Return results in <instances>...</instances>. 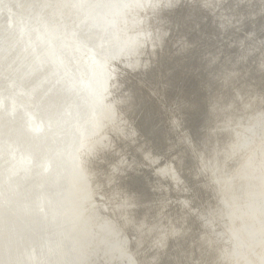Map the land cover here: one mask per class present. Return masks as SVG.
<instances>
[{
  "label": "rangeland",
  "instance_id": "1",
  "mask_svg": "<svg viewBox=\"0 0 264 264\" xmlns=\"http://www.w3.org/2000/svg\"><path fill=\"white\" fill-rule=\"evenodd\" d=\"M4 1L3 0L0 1V3H2V2L4 3L3 6H0V17H2V18H0V26H3L0 28V30H1L0 31V37H1L0 40L1 41L4 38L5 39L9 38L10 35L11 36L14 35V27L17 24H19V21H20L19 19H21V21H22L20 23H27L28 26L30 24H32V25L34 24L32 26V28L37 29L38 28L37 25L41 26L43 24V22L46 24V22L48 21L47 23H49V24L48 25L46 24V25L48 27H50L51 24L54 25L55 23L57 24L58 22H60V21L62 22L63 20L65 21L69 18L68 20H70V22L69 21H65V22L63 21L62 24H64L66 26V24L68 23L67 26L68 25L70 26V23H71L70 27L64 26L65 28H67L65 30H66V32H71L72 39L78 38V39H75L74 41L76 43H78V45H81V46H78L79 50H80V48H81V51L83 48L84 49L81 53H75V55L73 54L74 56L71 55L69 57L70 59L68 58V61H70V63L69 62H68L69 64L67 63L69 65V66L67 65V69L71 66V68H69L70 70L68 69V71H72L71 73L72 74L75 73L73 75L76 76L77 75L76 73L77 72L79 73L80 71L76 67L77 65H75V63L78 61V58H80V56H81L80 54H82V53L84 54V53L89 51V53H87V55L89 57L91 55H93V56H91L92 59L94 58L93 60L97 61L103 67L105 66L107 68L108 76H110V78L107 77L106 81L109 78V83L113 82V79H111V75H112V73H114L113 78L117 82V85L120 86V83H122L117 92L112 93L108 87L106 90L107 92L105 91L104 95H103V97H104L103 103L100 102L101 104H99L95 108L88 109L87 108L88 105L84 104L83 100L80 102L81 107H77V108H73L72 102L69 99H59L60 103H58V101L56 102L57 107H59L60 105L63 107L61 112L66 113V114L64 113L63 117L68 118V120L70 118L68 132H69V134H71L75 138V142L73 143L75 151L77 153L80 152L79 158H80V154L82 156H84V157H82V161L85 158L87 159L84 166L82 167V165H81L80 169L83 171V175H82V171H81L82 177L85 175L86 177H83V178H86L87 180L89 179L88 180V187H91L92 189L90 188V190L87 191L88 195H86V198L83 199V201L81 202L82 207L87 202H90V201H93V203L97 202V204L100 203L99 205L102 204L103 206H106V208H108L111 211V214H110L111 220L114 221L117 225H122V227L127 224L126 222L121 221V213L127 211L125 208H127V207L130 208L131 206L135 207L136 209L138 208L139 209L138 212H139L140 216L137 215L138 213H134L136 215L129 214V215H126L124 217V219L125 218H127V219L132 218L131 216L140 217V219L138 221H135V222L137 223L138 227L141 229L142 232H146L149 235L155 230V233L151 237V240L149 242H156L157 243V241L159 240V238L162 235L166 234L167 232H171V231H175V232H179V233H185V234L189 233V231H190V233H193V234H192V236L189 235L188 237L191 236L190 238H193L196 240V232H195V229L193 227V224H194V222L196 223V221H199V220L203 224L204 223L207 224L206 227L210 228L212 234L219 236V237H216V239L220 240L222 238V231L217 229L218 228L217 225L214 224V222H212L209 218L206 219L205 216L200 213V211L205 210L207 200H208V206L212 203V200L214 201V198L212 196V188L215 191V188H216V186H215V181H216L215 169L217 166L222 165V164L217 163V161H219V159L214 160V158H213V159L206 160L207 161V162L205 161L207 163L206 168L208 169V166L210 167V169H209L210 174H209V172L206 171L205 166L203 167V164L200 161L198 162V159H197V155L199 153L198 149L194 148L195 155L193 154L192 160L186 159V154L192 152V148L190 146L193 145L194 139L190 140V138L192 139L193 133L196 132L197 130H199L200 128L205 127V124H206V126H208V121H210V120H212V122H215V123H212L213 126H217L220 128L222 123H224L226 120H230L229 119L230 117L235 118L238 115H241L242 117H248L251 114H254L252 112H249L251 110H257L256 112L259 113L258 115L261 117V119L262 120L264 119V110H263V108H264V0H243L244 2H243L242 7H244V8L237 7L238 9L235 7V6H237L236 2L234 3L235 0L234 1L233 0H224L223 1L224 24H223L222 28L220 27L218 29L213 30V36L211 39L208 38V26H205L203 28L201 27V25L199 23V16H196L192 20V22H188L189 13L187 11V7L189 5H192L194 7H197L198 5L204 6V11H207V8L209 7L208 0H195V1L194 0H177V2L174 1L173 4H169L168 2H164L162 4V6H158V9L164 10V12L162 14H157L156 8L154 6H150V4H147L146 6L149 7V11H147V7L145 5L144 6L146 7V9L143 6L140 7V9H143V10L145 9V12L142 16L138 17L139 21L134 23L135 26L137 27V25H138L139 28L133 27V23H132V27H131L137 33L141 31L142 35L133 39V41H132V39L131 40L129 39V41L127 43L124 42L125 39L123 36H125V35L131 36L133 31L131 32L129 30V26L125 20L124 21L120 20L119 22L118 21L116 22L114 33L106 32L108 35L106 33H104L103 34L104 37H103V35H100L98 37L97 36L87 37L88 34H86L85 32H83L82 30H80L76 27V22H77L76 18H78V15L76 13L75 14L73 13L74 15H72L71 13L67 14V10H68L67 8L61 10V8H60L61 6L57 0H53L54 2H51L52 0L51 1L44 0L45 2H43V0H39V1L34 0L35 2H32L33 0H31L32 3L29 0H25V1H27L26 3L23 2L24 0H17V1L6 0L8 2H6V1L4 2ZM168 1L172 2V0H168ZM17 2H19V3H17ZM38 2L40 4H37ZM50 2L52 3V7H51ZM10 3H11V5H10ZM43 3L45 4V6ZM7 4L9 6H7ZM22 4H23V6H22ZM32 4L33 5L36 4L35 5L36 8L31 6ZM20 5H21V8H20ZM46 6H48V8ZM22 8H24L25 10ZM51 8H53V9H51ZM7 9H9V10H7ZM11 9H12V11H10ZM29 9L33 10V13ZM56 9H58L59 11ZM249 9H251V11H249ZM22 10H24L26 13L24 11L20 12ZM136 10H137V8H136ZM136 10L134 9V11L130 14H134V12ZM173 10H176L173 18H171L169 16L164 17L166 13L173 11ZM6 11H8V12H6ZM38 11H40L41 14H39ZM34 12H36L37 14ZM147 12H149V14L147 15V17H145L144 15ZM24 13L26 16L24 15ZM28 13H29V17L31 16L30 18H28ZM56 13L57 14L59 13V15H57ZM180 13H185V15L187 14V18H185L186 20L184 19V21L182 23H180L182 20V18L179 17ZM44 14H45V16H44ZM3 15H5V16H3ZM33 15H34V17H33ZM38 15L41 17H43V16L44 17L40 18ZM55 15H57L56 17H58V18H56ZM23 16H24V18H23ZM35 16L37 17V19ZM62 16L67 17V18L62 19L63 18ZM68 16H70V17L73 16V17L70 18ZM8 17H10V18H8ZM12 19H13V21H12ZM16 19H18L19 21ZM28 19L30 22L28 21ZM32 19H33V21H32ZM52 19H54L55 22H52V21H54ZM25 20L28 22H26ZM5 21L11 22V26H10L11 28H6L7 22H5ZM32 22H34V23H32ZM140 22H141V24H140ZM122 25L124 27L123 29H126L123 33H121L122 30L121 31L119 30L120 26H122ZM141 25L142 26L146 25V29H144L146 32L145 34H143L144 31L142 30ZM185 25L187 26V30H185L186 29ZM72 26L74 27V29L69 30L68 28L72 29L73 28ZM4 27H5V29H4ZM174 27H176V29H177L176 32H173ZM185 31L187 33H185ZM72 32H74V33H72ZM149 32H153V34H151ZM2 33H4V34H2ZM5 34H6V36H5ZM146 35H149L148 37H152V35H155L156 40H151V38L148 39V37ZM180 35H181V38H178ZM76 36H78V37H76ZM143 36H144V39L146 41L143 40ZM185 37H187V38H185ZM97 38H98V40H97ZM186 40H187V42H186ZM144 41H145V43H144ZM96 42L97 43L99 42V43L97 44ZM103 42H105L106 44ZM141 44L142 45L146 44V45L142 46ZM74 45L77 46V44H74ZM88 45L91 46L92 48L89 47ZM108 45H110V46H108ZM95 46H97V47H95ZM121 49H122V51H121L122 54H128V55H126L127 58L133 57L132 58L133 63L136 60L135 61V64H137L136 67H135V64L134 65L133 64L128 65L129 61L128 62L124 61L123 64H119L120 61H116L117 62L116 64H115V62H113L114 58L117 59L116 55L120 52ZM39 50H41V49H38V52H39ZM84 50H85V52H84ZM93 52H94V54H93ZM132 54H135V55H132ZM12 55H13V53L7 58L8 61L12 60V64L10 65V67L8 69H6L4 71V74L0 78L1 79L0 80V83H1L0 98L3 97L2 100H4L5 97L8 98L11 95V93L13 94L18 89V88H15V87H17L16 81L15 82H13V81L19 77L18 72L21 69L20 68L21 66H19V65H22L25 62L29 63V60H30V57H26V59L23 58V61L24 60H26V61H24L22 63L21 60L19 61L20 57H12ZM95 56H96V59H95ZM75 57H78V58H75ZM72 58H73V60H72ZM97 58L99 61L97 60ZM27 59H28V61H27ZM73 61H74V63H73ZM16 63H18V64H16ZM11 66H12V68H11ZM17 66L19 69H17ZM132 66L135 68H132ZM258 66L259 67L263 66V68H258ZM110 68H112V70ZM154 68H155L154 73L148 74ZM73 69H76V70H73ZM114 69H115V71H114ZM135 69L142 71L143 74H140L137 76L130 75ZM14 70H17V71L14 72ZM10 71H12V72H10ZM5 72H7L8 74ZM13 72H14V74H12ZM85 72L86 71L81 72V74L84 73V75H83L84 77L87 76V75H85V74H87ZM120 76H123V79L119 81V79L122 78ZM5 77H8V78H5ZM124 77L126 78V80ZM138 77L140 79L139 80L140 82L138 81ZM8 79L11 80V83ZM5 80H7V81H5ZM158 80H160V82ZM32 81L35 82V79L32 78V80H31V83L33 84L34 82H32ZM145 81H147L148 83ZM7 82H8V84H7ZM22 82H24L22 85L24 89L26 86H27L26 89H29L32 86L29 79L26 82L27 85L25 84V81H22ZM149 82L152 84H150ZM30 84H31V86H30ZM142 84H144V85H142ZM5 85H7V86L9 85L11 88L9 86L7 87ZM17 85H18V83H17ZM48 85H46L47 87L45 86L46 88L44 87L45 90L42 89L43 92L44 91L47 92L48 88L50 87V84H48ZM138 86H140V87L142 86V87L140 88ZM157 86L159 87L158 90H157ZM129 87H130V89H129ZM146 87H148V88L146 89ZM149 87H150L151 91H150ZM123 90L125 93L123 92ZM141 90H143V91H141ZM42 91L35 97L37 100H35V98H34L33 100L29 101V104H27L28 108L26 106L27 110L30 111L31 108L34 111L37 110L39 107L37 105L39 103L38 100L40 97H41L40 101L42 103H44V101L48 99L46 96L47 93L46 92L43 93ZM131 91L133 93H131ZM136 91H138V92H136ZM152 91H154V92H152ZM2 92H3V94H2ZM145 92H147L148 94L149 93L151 94V92H152V93H154V95L153 94L148 95ZM157 92H158V94H157ZM45 93H46V95H45ZM159 93L161 95H159ZM39 95H40V97H39ZM124 95L127 96L129 99L125 98ZM14 96H17V94L15 93ZM146 96L148 98H151V100L148 99ZM43 97L45 98V100L43 99ZM48 97H49V94H48ZM107 97L109 98V101H108ZM115 97L117 99H115ZM9 99H10V101L13 100V102L15 100V98L12 96H10ZM79 99H81V97ZM112 99H114V100H112ZM141 99L144 102L141 103V101H142ZM166 99H168V100H166ZM115 100H117V101H115ZM177 100L180 101L181 104L178 103ZM31 101H32V103H30ZM156 101L158 104L156 103ZM160 102L161 103L163 102L161 104L162 108L160 106ZM15 103L17 104V101ZM67 103H68V105L66 106ZM108 104H109V106H108ZM165 104H167V105H165ZM177 104L180 105V107L177 106ZM64 105H65V107H64ZM105 105H107V106L105 107ZM154 105L155 106L157 105V106L154 107ZM4 106L6 107V105H4ZM34 106H35V108H34ZM100 107H102V108H100ZM159 107H160V109H159ZM174 107H175V109H174ZM224 107H226L227 109H225ZM106 108H108V109H106ZM140 108H141V110H140ZM153 108H155V110ZM71 109H72V111H71ZM101 109H102V111H101ZM109 109L111 110L110 112H109ZM150 109H151V111H150ZM160 110H161V112H160ZM162 110H163V112H162ZM208 110L210 112H208ZM226 110H227V112H226ZM88 113H89V115H88ZM206 113H208V114L210 113L212 115L214 113V115H213V117L210 114L209 115L207 114L205 116L204 114H206ZM68 114H69V116H68ZM81 114H83V115L81 116ZM95 114L98 117H96ZM99 114H100V116H99ZM86 115H88V116H86ZM103 115H105V117ZM154 115H156V117H154ZM107 116H109V117L107 118ZM158 116L160 119L158 118ZM38 117H40V119H38ZM41 117H42L41 115L37 116V119L42 120L43 117L42 118ZM203 117H205V118H203ZM209 117H210V119H209ZM99 118H101V119H99ZM104 118H105V120H104ZM176 118H178V119H176ZM103 120H104V122H103ZM171 120H174V121H171ZM203 120L205 121V123ZM101 121L103 123H101ZM131 121H133V122H131ZM77 122H78V124H77ZM134 122H136V123H134ZM89 123L90 124L92 123V124L90 125ZM193 123H194V125H193ZM171 124L173 126L172 129H171ZM197 124H198V126H197ZM202 124H204V125L202 126ZM193 126H194V128H193ZM99 127L102 129L100 130ZM103 127H105V128H103ZM155 127L157 128V130ZM179 127H180V129H178ZM197 127H198V129H197ZM189 128L191 131L189 130ZM214 128L216 129V127H214ZM166 129H168V130H166ZM125 130H126V132H125ZM192 130H194V131L192 132ZM102 131H104V133ZM162 131L164 134L161 133ZM185 131H187V132H185ZM79 132L82 134L80 135ZM133 132L135 135L132 134ZM140 132H141V134H140ZM188 132L190 135L188 134ZM126 133H127V135H125V137H123L124 134H126ZM104 134H105V136H104ZM116 134H117V136H116ZM172 134H175V135H173L174 139H172V137H171ZM257 134H259V133H257ZM181 135H183V136H181ZM241 135H242V140H241L240 145L242 146V144H243L241 149L244 150V148L247 149L248 146L250 147L252 145L253 140L249 136H246L245 133H241ZM85 136H86V138H85ZM95 136H97V137L95 138ZM150 136H151V138H150ZM178 136H180V137H178ZM127 137H129V138H127ZM130 137H134L135 140L130 138ZM160 137H161V139H160ZM187 137H188V140H186ZM221 137L219 138V140L221 139L223 141L224 140L223 136H221ZM79 138H80V140H79ZM165 138H166V140H165ZM167 138H171V139L168 140ZM99 139H100V141H99ZM119 140H122V141L119 142ZM163 140H164V145H165L164 148H162L163 147V142H162ZM174 140L175 141L178 140V141H176V143H178V144L172 143V142H175ZM76 141H78V142H76ZM123 141H125V142H123ZM165 141H167V142H165ZM181 141H182V144H181ZM188 141H190V144ZM245 141L247 143H245ZM97 142L99 143V148H98L99 151L95 152L96 148H93L95 145L93 143H97ZM106 142H108V143H106ZM144 142L148 143L150 146L146 147L148 144L145 145L146 143L144 144ZM157 142H159V144H157ZM179 144H180V146H179ZM181 145H182V147H181ZM103 146H106V147L108 146V148L103 147ZM141 146L143 147V149H146V150H143ZM171 146H173V148H171ZM187 147L188 148L190 147L191 149L190 148L188 149ZM134 149H136V151ZM184 149H186V150H184ZM88 151L91 153H88ZM148 151H150L152 153L150 154V152H148ZM254 151H255V149H254ZM123 152H125V153H123ZM183 152H184V154L182 155ZM123 155H124V157H123ZM208 155H209V153H208ZM156 156H157V158H156ZM161 156L163 157V161H162ZM23 157H24V159L28 158L27 156H23ZM127 160H128V162H127ZM151 160L152 161L154 160V161L152 162ZM200 160L204 161V159H202V157ZM155 161H156V163H154ZM245 161L246 162L242 165L243 167L240 168V173L237 174V181L240 183L241 181L246 182V180L247 181H253V180L262 178L263 183H264V148L260 149V150L256 149V152H253L251 158H250V156H248L245 159ZM144 162H146V163H144ZM148 162H149V164H148ZM128 163H130V164H128ZM131 163H133V164L131 165ZM157 163H158V165H157ZM0 164H2V165H0V171L2 172V167H3L2 159H0ZM81 164H82V162H81ZM134 164L136 165L135 167H134ZM147 164H148V166H147ZM150 164H151V167L149 168ZM139 165L141 167L143 165H146V166H143L141 168ZM197 165H199V166H197ZM119 166H120V168H119ZM122 166H123V168H122ZM125 166L127 169L125 168ZM136 167H138L139 169ZM176 167H177V169H176ZM188 167H190V168H188ZM153 168L157 172H155V170ZM172 169H174V170H172ZM134 170H136V171H134ZM162 170H166V171L162 172ZM195 172H197V174H201L202 179L203 178L204 179H206V178L210 179V181H208V182H209L210 186H212V187L208 188L209 189L208 191L207 190L202 191L200 188H198L199 186L195 184V182H196L195 179L197 178L195 176L196 175ZM154 173H156V175ZM210 175H211V177H210ZM157 176H158V178H157ZM177 178L180 181L176 180ZM162 179H163V181H162ZM169 179L171 180V182H169L170 181ZM197 182H198V178H197ZM167 183H169V187H168ZM187 183H188V185H187ZM28 184L31 185L32 182L28 183ZM176 184H177V186H176ZM2 185L5 186L6 184L5 185L2 184ZM104 185H106V186H104ZM190 185H192V186L190 187ZM62 186H63V184L61 186H58V187H51V188H49V191L51 193L56 192V191H58L57 189H61ZM18 187H21L20 184H18L15 187V189ZM27 187H30V186L28 185ZM195 187H197V188H195ZM96 188L99 190V192L97 191ZM11 189H13V187H11L10 189L8 188L9 193L10 192L12 193ZM94 189H96V190H94ZM151 189H153V190H151ZM157 189L159 192L157 191ZM175 189L177 190V192H175L176 191ZM199 190H201V191H199ZM171 191H173L172 194H171ZM191 191H193V193ZM38 192H36V194H29L30 195L29 197L31 199H32V197L34 198V196H36L38 194ZM91 192H92V194H91ZM184 192H186V193H184ZM173 193H177V194L180 193L179 194L180 197H179V195L173 194ZM245 194L246 193H243V199H242L243 201H247L249 198V196L248 195L245 196ZM98 195H99V197H98ZM263 196H264V191H263ZM12 197H13V194H12ZM173 197H174V200L176 202H174ZM30 198L25 197V198H23V200H24V202H26L27 199L31 200ZM169 200H170V203H169ZM210 201H211V203H210ZM16 202H17L16 199H14L12 202H10V204L5 202V201L3 203H4L5 207H9L10 213H12L13 215H21V209H20V207H18L16 205ZM30 203L31 204H29V206H25V208H23V210H22V212L24 213V217H26L23 219H25V220L28 219L29 221H30V219L28 217L33 213V208L30 210V207H31L30 205H32L34 203V201H32ZM123 206L125 208H122ZM203 207H204V209H203ZM132 209H134V208H132ZM136 209H134V210H136ZM158 210H160V211H158ZM184 210H185V212H184ZM198 210H199V212H198ZM188 211H189V213H188ZM42 212H44L46 215L45 220H48L49 216L47 214V211L43 210ZM155 212L156 213L158 212L156 214V216H154ZM181 212H182V214H180ZM185 213L188 214L187 218L193 217V219H195V217L197 215V218L195 221L193 219H190L189 221H184V224H186V222H187L186 225H188L187 226L188 228L186 227V225L182 224V222H183L182 217ZM191 214H194V215L191 216ZM176 215H178V216H176ZM229 215H230L229 212L224 214V216H225V217L223 216L224 220H227L228 218H226V217H229ZM208 216H209V212H208ZM152 217H153V219H152ZM199 218H201V219H199ZM108 219H109V217H108ZM145 220H146V224H145ZM117 221H119V222H117ZM203 221H205V222H203ZM1 222L2 221L0 220V223ZM49 223H50V225H48ZM49 223H47L45 225L46 227H44L42 229V232H41V233H43L42 236L38 235L39 237L38 236L32 237V236H30V234H26L25 238H23V240L25 242L23 241V245H19L21 248L17 247L15 250H13V252H15V254L13 253V255H12L13 264H16V262L18 261V259L21 256L24 258V257L28 256L26 254H29L32 256L33 253H34L33 256H35L36 258H39L38 256L40 255L41 259L40 260L37 259L39 261L38 264H44V263L48 264V261H49V264H53V262L55 263V261L57 260V254L51 253V256H50L49 251L54 249V247L51 248V246L56 241L61 242L63 240L62 244L60 243L61 246H63V245L66 247L68 246L67 239H69V238L67 235H65V233H63L64 230H66V228L68 227V222L63 220L59 223H54V222H53V224H52V222H49ZM189 223H191V224H189ZM62 224L65 226L64 229H63L64 226ZM66 224H67V226H66ZM154 224H156V225H154ZM156 226H158V227L155 229ZM210 226H212V227H210ZM58 227H59L60 233L58 231ZM124 227L126 228V226H124ZM182 227H183V229H182ZM1 229L3 230V226L1 227ZM49 229H51V231ZM186 229H187V231H183ZM13 230H16V227H14ZM93 230H94V233H95L94 236H95L97 234V232H99V231L97 228H95ZM215 233H217V234H215ZM125 234H127V231ZM9 235L11 236L12 241H13V239L19 240L16 237L17 234H14L15 237H13L11 235V233L9 232ZM59 235L62 238L58 237ZM48 236H49V238H48ZM257 236L259 237V235H257ZM257 236L255 235L253 237L254 239H251V240H253V243H257L260 241V238H258ZM127 237H129L130 242L132 241L133 243H135L138 239V233H137V231L132 230V232L128 233ZM35 238H38V239H35ZM53 238H54V240H53ZM59 238H61V241ZM225 240L228 241V239H225ZM254 240H256V241H254ZM39 241H40V243L37 244V242H39ZM49 241H52V243ZM65 241H66V243H65ZM129 241L127 240V242H129ZM163 241H164V239L159 241L158 245L155 243V244H153V246L157 245L160 248V250H162L161 244ZM114 242L116 244L113 243V247H116L120 243V240H119V242H118V240H115ZM196 242H197V240H196ZM50 243H51V246L48 247ZM180 244H181L182 248H184L185 251H187L191 248V244L188 245L186 242H184V240ZM86 245H87V243H84L83 246H86ZM37 246H39V247H37ZM17 249H22V250H17ZM44 249H46V250H44ZM134 249H136V248H134ZM25 251H26V253H25ZM30 251H32V252H30ZM240 251L241 250L237 249V253H239ZM140 252H141V250L138 249V254H136V256H135L136 262L139 261ZM37 254H39V255H37ZM53 254H55V255H53ZM106 255L111 256V257H108V259H107V257H105ZM100 256L98 257V258H100L99 261H101L103 264H111V263L112 264H116V263L117 264H120V263L121 264H131V261H132L131 256H129V254H127V255L122 254V256H121V253H120V256L121 257L124 256L123 258H126V259H123V258L119 259V261H117L116 263H115V261L118 260L119 256H115L116 257L115 258L114 256L110 255V253H101ZM125 256H128V257H125ZM22 257L20 258V262H21ZM55 257H56V259H55ZM106 260H108V261H106ZM121 260L123 262H121ZM150 264H153V263H150Z\"/></svg>",
  "mask_w": 264,
  "mask_h": 264
},
{
  "label": "bare ground",
  "instance_id": "2",
  "mask_svg": "<svg viewBox=\"0 0 264 264\" xmlns=\"http://www.w3.org/2000/svg\"><path fill=\"white\" fill-rule=\"evenodd\" d=\"M1 1V0H0ZM4 1V0H3ZM6 1V0H5ZM4 1V2H5ZM17 1V0H15ZM31 2V0H29ZM39 1V0H38ZM51 1V0H49ZM58 1V0H57ZM114 2V0H112ZM115 1H120V0H115ZM125 1V0H124ZM148 0H131L128 1L127 4V10H125V12H123L122 17L120 18L121 21H126L128 26H129V30L132 32L131 36H123L124 37V42H128L129 39L133 41V39L141 36V31L140 32H135V30H133L132 27V23H133V27H136L134 23L138 22V17L142 16L145 12V9L147 7V11H149V7L146 6ZM175 2H177V0H172V2L168 1V0H152L150 4V6H154L157 10V14H162L164 12V10L158 9V6H162V4L164 2H168L169 4H173ZM195 1V0H194ZM8 2V1H6ZM11 2V1H10ZM24 3H26L27 1H23ZM32 2H35L34 0ZM31 2V3H32ZM43 2H45L43 0ZM51 2H54L53 0ZM51 7H52V3ZM127 2V1H126ZM13 3V2H12ZM15 3V2H14ZM19 3V2H17ZM23 3V4H24ZM58 3V2H57ZM56 3V4H57ZM137 3V10L134 12V14H130L134 11V8L132 7L131 4H136ZM235 3V2H234ZM2 4V5H1ZM22 4V6H23ZM30 4V3H29ZM37 4H40L39 2ZM44 4V3H43ZM42 4V5H43ZM142 4H145V9H140V7H142ZM4 3H0V6H3ZM11 5V3H10ZM16 5V4H15ZM18 5V4H17ZM36 4H32L31 6L35 7ZM195 5V4H194ZM7 6H9L7 4ZM6 6V7H7ZM19 6V5H18ZM40 6V5H39ZM45 6V4H44ZM59 6V5H58ZM5 7V6H4ZM3 7V8H4ZM12 7V6H11ZM17 7V6H16ZM15 7V8H16ZM38 7V6H37ZM48 8V6H46ZM57 7V6H56ZM237 8V6H235ZM8 8V7H7ZM21 8V5H20ZM36 8V7H35ZM39 8V7H38ZM37 8V9H38ZM43 8V7H42ZM41 8V9H42ZM45 8V7H44ZM46 8V9H47ZM61 8V7H60ZM59 8V9H60ZM91 8V7H90ZM224 8V7H223ZM229 8V7H228ZM227 8V9H228ZM18 9V8H17ZM24 9V8H22ZM40 9V8H39ZM45 9V10H46ZM53 9V8H51ZM107 11H109V8L107 7ZM238 9V8H237ZM6 10V9H5ZM9 10V9H7ZM20 10V9H19ZM25 10V9H24ZM24 10L20 11L23 12ZM30 10V9H29ZM36 10V9H35ZM49 10V9H48ZM55 10V9H54ZM58 10V9H56ZM62 10V9H61ZM90 10V9H89ZM4 11V10H3ZM2 11V12H3ZM12 11V9L10 10ZM9 11V12H10ZM33 13V10H30ZM47 11V10H46ZM59 11V10H58ZM64 11V10H63ZM66 11V10H65ZM105 11V12H107ZM190 11H193V9H190ZM208 11V8H207ZM249 11H251V9H249ZM248 11V12H249ZM8 12V11H6ZM25 12V11H24ZM28 12V11H27ZM39 14L40 11H38ZM88 12V11H85ZM236 12V11H235ZM12 13V12H11ZM26 13V12H25ZM24 13V15H25ZM36 13V12H34ZM49 13V12H48ZM71 13L72 15H74L72 12H69L67 10V14ZM7 14V13H6ZM9 14V13H8ZM13 14V13H12ZM21 14V13H20ZM31 14V13H30ZM37 14V13H36ZM57 14V13H56ZM149 14V12H147L144 16L147 17V15ZM230 14V13H229ZM14 15V14H13ZM12 15V16H13ZM35 15V14H34ZM33 15V17H34ZM49 15V14H48ZM51 15V14H50ZM59 15V13L57 14ZM55 15V17L57 16ZM62 15V14H61ZM65 15V14H64ZM5 16V15H3ZM20 16V15H19ZM26 16V15H25ZM39 16V15H38ZM45 16V14H44ZM43 16V17H44ZM47 16V15H46ZM52 16V15H51ZM67 16V15H66ZM229 16V15H228ZM11 17V16H10ZM8 17V18H10ZM18 17V16H17ZM31 17V16H30ZM29 17V13H28V18ZM36 17V16H35ZM40 18H43L41 16H39ZM48 17V16H47ZM50 17V16H49ZM63 17V16H62ZM70 17V16H68ZM73 16H71L70 18H72ZM179 17L182 18L181 22L182 23L184 21L185 18H187V14L185 15V13H180ZM2 18V17H0ZM5 18V17H4ZM13 18V17H12ZM19 18V17H18ZM22 18V17H21ZM24 18V16H23ZM58 18V17H56ZM61 18V17H60ZM59 18V19H60ZM67 17H63L62 19H65ZM75 18V17H74ZM7 19V18H6ZM15 19V18H14ZM37 19V17H36ZM45 19V18H44ZM43 19V20H44ZM61 19V20H62ZM69 19V18H68ZM65 20V21H69L70 20ZM77 19V18H76ZM82 19H84L82 17ZM203 17L200 16L199 17V23L201 21H203ZM10 20V19H9ZM18 20V19H16ZM20 20V21H19ZM19 25L18 27H24L25 25H28L26 23H20L22 22L21 19H19ZM23 20V19H22ZM54 20V19H52ZM186 20V19H185ZM13 21V19H12ZM26 21V20H25ZM29 21V19H28ZM26 21V22H28ZM33 21V19H32ZM37 21V20H36ZM64 21V20H63ZM62 21V22H63ZM64 21V22H65ZM74 21V20H73ZM7 22V21H5ZM30 22V21H29ZM48 22V21H47ZM46 24L48 25L49 23ZM52 22H55L52 21ZM62 22H58V23H62ZM119 22V21H118ZM125 22V23H126ZM144 22V21H143ZM142 22V23H143ZM224 22V20H223ZM3 23V22H2ZM8 23V22H7ZM16 23V22H15ZM34 23V22H32ZM57 23V24H58ZM67 23V22H66ZM123 23V22H122ZM179 23V24H180ZM187 23V22H186ZM198 23V22H197ZM5 24V23H4ZM37 24V23H36ZM35 24V25H36ZM43 24H45L43 22ZM57 24L55 23L54 25L51 24V28L54 29ZM68 24V23H67ZM66 24V26H67ZM120 24V23H119ZM141 24V22H140ZM144 24V23H143ZM142 24V25H143ZM31 27L34 25L30 24ZM73 25V24H72ZM118 25V24H117ZM126 25V24H125ZM137 25V24H136ZM141 25V26H142ZM39 27V25H37ZM63 26H65L63 24ZM65 26V27H66ZM69 26V25H68ZM67 26V27H68ZM71 26V23H70ZM69 26V27H70ZM127 26V25H126ZM186 26V25H185ZM198 26V25H197ZM3 26H0V28ZM73 27V26H72ZM71 27V28H72ZM143 27V26H142ZM194 27V26H193ZM7 28V27H6ZM11 28V27H10ZM118 28V27H117ZM123 25L120 26L119 30L121 31V33H123L126 29H123ZM136 28H139L138 25ZM190 28V27H189ZM5 29V27H4ZM38 29V28H37ZM67 29V28H65ZM69 30H73L74 27L72 29L68 28ZM185 29V28H184ZM183 29V30H184ZM187 30V26L186 29ZM190 30V29H189ZM1 31V30H0ZM11 31V30H10ZM77 31V30H76ZM83 31V30H82ZM116 31V30H115ZM180 31V30H179ZM182 31V30H181ZM8 32V31H7ZM196 32V31H195ZM74 33V32H72ZM83 33V32H82ZM144 33V32H143ZM179 33V32H178ZM185 33H187L185 31ZM190 33V32H189ZM4 34V33H2ZM10 34V33H9ZM78 34V33H77ZM81 34V33H80ZM107 34V33H106ZM200 34V33H199ZM76 35V34H75ZM79 35V34H78ZM108 35V34H107ZM183 35V34H182ZM189 35V34H188ZM192 35V34H191ZM4 36V35H3ZM6 36V34H5ZM8 36V35H7ZM114 36V35H113ZM145 36V35H144ZM143 36V40L144 39ZM147 37L149 35H146ZM197 36V35H196ZM200 36V35H199ZM11 37V35H10ZM75 37V36H74ZM78 37V36H76ZM98 37V36H97ZM104 37V35H103ZM102 37V38H103ZM109 37V36H108ZM198 37V36H197ZM1 38V37H0ZM101 38V39H102ZM151 38V40H156V36L152 35V37H148V39ZM181 38V35L178 37ZM187 38V37H185ZM184 38V39H185ZM3 39V38H2ZM7 39H3L2 41L5 43ZM42 37L40 36V38L38 40H41ZM78 39V38H74L73 40ZM110 39V38H109ZM93 40V39H92ZM98 40V38H97ZM142 40V41H143ZM86 41V40H85ZM104 41V40H103ZM146 41V40H145ZM144 41V43H145ZM150 41V40H149ZM1 42V40H0ZM139 42V41H138ZM141 42V41H140ZM180 42V41H179ZM187 42V40H186ZM80 43V42H79ZM85 43V42H84ZM88 43V42H87ZM97 43V42H96ZM99 43V42H98ZM97 43V44H98ZM102 43V42H101ZM105 43V42H103ZM108 43V42H107ZM93 44V43H92ZM106 44V43H105ZM149 44V43H148ZM86 45V44H85ZM91 45V44H90ZM142 45V44H141ZM146 45V44H145ZM142 45V46H145ZM77 46H81L78 45ZM89 46V45H88ZM93 46V45H92ZM110 46V45H108ZM0 47L4 48L6 47L5 45H0ZM91 47V46H89ZM88 47V48H89ZM94 47V46H93ZM97 47V46H95ZM92 48V47H91ZM114 48V47H113ZM142 48V47H141ZM84 49V48H83ZM82 49V51H83ZM124 49V48H123ZM147 49V48H146ZM86 50V49H85ZM84 50V52H85ZM96 50V49H95ZM141 50V49H140ZM159 50V49H158ZM40 51V50H39ZM81 48H80V52ZM122 49L120 50V52L116 55L117 59L114 58L113 62H115V64L117 63L116 61H120L119 64H123L124 61L128 62L129 64H135V61L133 63V57H126V55L128 54H122L121 53ZM126 51V50H125ZM47 52L50 54L51 51L47 50ZM88 52L86 53H82L83 55H87ZM217 53V52H216ZM94 54V52H93ZM150 54V53H149ZM153 54V53H152ZM73 55V54H72ZM75 55V54H74ZM73 55V56H74ZM79 55V54H78ZM81 55V54H80ZM79 55V56H80ZM96 55V54H95ZM135 55V54H132ZM57 58H59L61 60L60 57H58L57 55H55ZM93 56V55H92ZM100 56V55H99ZM102 56V55H101ZM142 56V55H141ZM152 56V55H151ZM91 57V56H90ZM78 58V57H75ZM101 58V57H100ZM26 59V58H25ZM70 59V58H69ZM79 59V58H78ZM94 59V58H93ZM91 59L92 63H94L96 66L98 67H102L100 66L101 64L98 63L97 61ZM96 59V56H95ZM102 59V58H101ZM108 59V58H107ZM18 60V59H17ZM23 60V58H19V61ZM73 60V58H72ZM98 60V58H97ZM105 60V59H104ZM143 60V59H142ZM18 61V62H19ZM26 61V60H24ZM22 61V63L24 62ZM28 61V59H27ZM30 61V60H29ZM99 61V60H98ZM102 61V60H101ZM149 61V60H148ZM70 63V61H68ZM76 62V61H75ZM106 62V61H105ZM150 62V61H149ZM26 63V62H25ZM68 63V64H69ZM74 63V61H73ZM103 63V62H102ZM12 64V63H11ZM18 64V63H16ZM21 64V63H20ZM32 65L31 70H33L34 68H36V63L34 62V60L31 61L30 63ZM67 64V65H68ZM100 64V65H99ZM23 65V64H22ZM19 65V66H22ZM71 65V64H70ZM76 65V64H75ZM106 65V64H105ZM137 64H135L136 67ZM69 66V65H68ZM73 67V66H72ZM77 67V66H76ZM75 67V68H76ZM132 66V68H135ZM12 68V66H11ZM21 68V67H20ZM71 68V66L69 67ZM68 68V69H69ZM258 68H263V66ZM17 69L18 66H17ZM66 69V70H68ZM93 69L95 71H98L95 67H93ZM109 69V68H108ZM112 70V68H110ZM11 70V69H10ZM70 70V69H69ZM76 70V69H73ZM13 71V70H12ZM10 71V72H12ZM17 70H14V72ZM110 71V70H109ZM115 71V69H114ZM14 72L12 74H14ZM72 72V71H70ZM76 72V71H75ZM84 72V71H83ZM112 72V71H111ZM7 73V72H5ZM86 73V72H85ZM108 73V72H107ZM4 74V73H3ZM8 74V73H7ZM75 74V73H73ZM78 74V72L76 73ZM84 74V73H83ZM110 74V73H109ZM158 74V73H157ZM160 74V73H159ZM16 75V74H15ZM86 75V74H85ZM111 75V74H110ZM114 75V73H112L111 77ZM13 76V75H12ZM18 76V75H17ZM48 75H45L44 78H48ZM129 76V75H128ZM159 76V75H158ZM10 77V76H9ZM16 77V76H15ZM122 78L119 79L122 80L123 76H120ZM162 77V76H161ZM165 77V76H164ZM8 78V77H5ZM12 78V77H11ZM85 78V77H84ZM107 78V76L105 77V79ZM125 78V77H124ZM137 78V77H136ZM160 78V77H159ZM4 79V78H3ZM15 79V78H14ZM109 79V78H108ZM118 79V78H117ZM162 79V78H161ZM1 80V79H0ZM9 80V79H8ZM31 79H29L30 83H31ZM96 80V79H95ZM126 80V78H125ZM139 77H138V81H139ZM143 80V79H142ZM149 80V79H148ZM3 81V80H2ZM7 81V80H5ZM11 83V80H9ZM16 81V86L15 88H18L13 94L11 93L10 96L14 97L15 100L13 102L10 101L9 97H5L4 100L3 97L0 98V104L1 105H6L8 106V111L11 112L12 108L15 109L16 107H22V108H26L27 104H29V101L24 100L21 98V96L18 93H22L25 95H28L30 93L33 94L34 96V92L35 89L37 87V85H39L40 81L39 79H37L31 86L30 84V88L29 89H25L23 88V83L20 77H18L17 79H15L13 82ZM160 82V80H158ZM27 81H25L26 84ZM135 82V81H134ZM140 82V81H139ZM142 82V81H141ZM144 82V81H143ZM147 82V81H145ZM156 82V81H155ZM18 83V85H17ZM111 83V84H110ZM109 83V90H111V92H117L119 90V87L121 86L122 83H120V86L117 85V82L115 81V79L113 78V82ZM148 83V82H147ZM150 83V82H149ZM158 83V82H157ZM6 84V83H5ZM8 84V82H7ZM119 84V83H118ZM138 84V83H137ZM140 84V83H139ZM145 84V83H144ZM142 84V85H144ZM152 84V83H150ZM3 85V84H2ZM27 85V84H26ZM29 85V84H28ZM1 86V83H0ZM4 86V85H3ZM7 86V85H5ZM9 86V85H8ZM7 86V87H8ZM49 86V85H48ZM137 86V85H136ZM155 86V85H154ZM10 87V86H9ZM47 87V86H46ZM45 87V88H46ZM140 87V86H138ZM142 87V86H141ZM140 87V88H141ZM4 88V87H3ZM11 88V87H10ZM14 88V89H15ZM144 88V87H143ZM148 87H146L147 89ZM158 86H157V90H158ZM44 89V88H43ZM49 89V88H48ZM103 89V88H100ZM99 89V90H100ZM128 89V88H127ZM130 89V87H129ZM134 89V88H133ZM150 89V87H149ZM2 90V89H1ZM45 90V89H44ZM107 90V89H106ZM106 90H102V92H105ZM136 90V89H135ZM144 90V89H143ZM141 90V91H143ZM162 90V89H161ZM10 91V90H9ZM134 91V90H133ZM145 91V90H144ZM151 91V89H150ZM149 91V92H150ZM156 91V90H155ZM160 91V90H159ZM4 92V91H3ZM2 92V94H3ZM13 92V91H12ZM43 92V91H42ZM46 92V91H44ZM43 92V93H44ZM107 92V91H106ZM124 92V90H123ZM130 92V91H129ZM138 92V91H136ZM154 92V91H152ZM150 95H154V93H152ZM17 94V96H14V94ZM125 93V92H124ZM131 93H133L131 91ZM144 93V92H143ZM146 94H148L147 92H145ZM161 93V92H160ZM159 93V95H161ZM1 94V93H0ZM42 94V93H41ZM48 94L45 95L48 98ZM107 94V93H106ZM120 94V93H119ZM148 94V95H149ZM158 94V92H157ZM6 95V94H5ZM130 95V94H129ZM133 95V94H132ZM131 95V96H132ZM145 95V94H144ZM42 96V95H41ZM125 96V95H124ZM40 97V95H39ZM117 97V96H116ZM115 97V99H117ZM137 97V96H136ZM147 97V96H146ZM160 97V96H159ZM41 98V97H40ZM40 98L38 100V109L37 110H32L30 109V111L28 110L29 114H27L26 112H24L25 114V118H24V122L23 124H18V125H13L11 132L6 134V135H0V159H2V163H3V167H2V172L0 173V220L2 221L0 223V250L5 249L7 252V259L5 261H3L1 264H13L12 262V255L13 253L15 254V252H13V250H15L17 247L21 248L19 245H23V238H25L26 234H30V232H28L27 227H32V228H36L38 227V222H34V220L32 218H30V216L28 217L30 219V221L27 219H23L26 218L24 217V213L22 212L23 208H25V206H29V204H31L30 202L34 201V203L32 205H30V210L33 208V213L38 211L41 214H44V212H42L43 210L47 211V214L49 216L48 220L44 221V225L49 223V222H53L54 223H59L63 220L68 222V227L66 228V230H64L63 233H65V235L68 236V238L71 239V241H73L74 243V248H78L76 250V252H81V255H83V260L87 258V261H89L91 264H103L101 261H99L100 258H98L100 256L101 253H109L108 251H110V243L114 242L115 240H120V243L115 247L116 251L114 253H110V255L112 256H119L118 260L115 261V263L117 261H119V259H122L123 257L122 254H125V250H127L130 247H134L136 249H140V257H139V261L136 262L134 259V262L136 264H264V196H263V191H264V183H263V179L259 178L253 181H241L240 183L237 181V174L240 173V168L243 167L242 165L246 162L245 159L250 156H252L253 152H256L257 150L263 149L264 148V119L262 120L261 117L258 115L259 113L256 112L257 110H251L249 112H252L254 114H251L248 117H242L241 115L236 116L235 118H229L230 120H226L224 123H222V125L219 127L217 126H213L212 120L208 121V126L202 127L199 130H195L196 132L193 133V137L192 139L190 138V140L194 139L193 145H191L190 147L192 148V152L191 153H187L186 154V159H191L192 160V156L194 153V148L199 150V153L197 155V159L198 162L200 161L203 164V167L207 166V161L208 159H219V161H217V163H221L222 165H219L216 167L215 169V191L212 188V196L214 198V201L212 200V203L210 201V205L208 206V200L206 202V207L205 210L200 211L201 214H203L205 216L206 219H210L212 222H214V224L217 225V229H219L220 231H222V238L220 240H217L216 236L214 234H212L211 230L209 227H206L207 224H203L200 220L196 221V223L194 222L193 227L195 229L196 232V240L193 238H190L192 236L193 233H179V232H175V231H171V232H167L166 234L162 235L159 240L156 242H149L151 240V237L154 235L155 230L151 233V234H147L146 232H142L141 229L138 227L137 223L135 221H138L140 219V217H133L132 218H125L124 217L126 215L129 214H133L136 215L134 213H132L131 209L132 208H125L124 206L122 208H125L127 211L121 213V221L122 222H126L127 224L124 225L126 226V228L122 225H117L114 221L111 220L110 218V214L111 211L106 208V206H103L102 204L99 205L96 203H93V201L87 202L83 207L81 205V202L83 201V199L86 198L87 191L90 190L91 187H88V180L86 178L85 175L82 177L83 175V171L76 166V160L78 158V155L80 152H78L76 154L75 148H74V142H75V138L69 134L68 132V128H69V123H70V118L68 120V118H64L63 115L64 113H62V109L63 107L60 105L59 107H57L56 102L58 101V103H60V100L55 99L54 97H50L48 100H45V98L43 97V99L45 100L44 103H42L40 101ZM113 98V97H112ZM122 98V97H121ZM125 98L129 99L127 96H125ZM124 98V99H125ZM140 98V97H139ZM142 98V97H141ZM144 98V97H143ZM148 98V97H147ZM157 98V97H156ZM263 98V97H262ZM82 99V98H81ZM104 99V97H103ZM106 99V98H105ZM108 101L109 98L107 97ZM136 99V98H135ZM134 99V100H135ZM151 100V98H148ZM33 100V99H32ZM35 100H37L35 98ZM94 101H96V99H93ZM114 100V99H112ZM142 100V99H141ZM168 100V99H166ZM2 101V102H1ZM17 101V104L15 103ZM117 101V100H115ZM130 101V100H129ZM128 101V102H129ZM161 101V100H160ZM178 101V100H177ZM64 102V101H63ZM144 102L143 100L141 101V103ZM154 102V101H153ZM159 102V101H158ZM263 102V101H262ZM15 103V104H14ZM32 103V101L30 102ZM111 103V102H110ZM120 103V102H119ZM127 103V102H126ZM131 103V102H130ZM139 103V102H138ZM157 103V101H156ZM163 103V102H162ZM160 102V106L162 104ZM166 103V102H165ZM178 103H180V101H178ZM251 103V102H250ZM34 104V103H33ZM85 104V103H84ZM101 104V103H100ZM113 104V103H112ZM155 104V103H154ZM158 104V103H157ZM181 104V103H180ZM255 104V103H254ZM68 105V103L66 104V106ZM70 105V104H69ZM83 105V104H82ZM87 105V104H86ZM111 105V104H110ZM114 105V104H113ZM167 105V104H165ZM213 105V104H212ZM30 106V105H29ZM72 106L73 108H77L78 105L75 102H72ZM107 105H105L106 107ZM109 106V104H108ZM116 106V105H115ZM145 106V105H144ZM157 106V105H156ZM154 105V107H156ZM177 106L180 107V105L177 104ZM5 107V106H4ZM33 107V106H32ZM65 107V105H64ZM81 107V106H80ZM97 107V106H96ZM103 107V106H102ZM100 107V108H102ZM143 107V106H142ZM146 107V106H145ZM217 107V106H216ZM253 107V106H252ZM28 108V106H27ZM30 108V107H29ZM35 108V106H34ZM37 108V107H36ZM72 108V109H73ZM99 108V109H100ZM109 108V107H108ZM106 108V109H108ZM119 108V107H118ZM117 108V109H118ZM151 108V107H150ZM162 108V106H161ZM218 108V107H217ZM225 109H227L226 107H224ZM69 109V108H68ZM67 109V110H68ZM71 109V111H72ZM115 109V108H114ZM121 109V108H120ZM143 109V108H142ZM155 110V108H153ZM160 109V107H159ZM175 109V107H174ZM219 109V108H218ZM260 109V108H259ZM70 110V109H69ZM78 110V109H77ZM80 110V109H79ZM83 110V109H82ZM105 110V109H104ZM139 110V109H138ZM141 110V108H140ZM145 110V109H144ZM148 110V109H147ZM222 110V109H221ZM220 110V111H221ZM229 110V109H228ZM264 110V108H263ZM27 111V110H26ZM102 111V109H101ZM111 110L109 109V112ZM151 111V109H150ZM165 111V110H164ZM90 112V111H89ZM95 112V111H94ZM104 112V111H103ZM107 112V111H106ZM105 112V113H106ZM145 112V111H144ZM161 112V110H160ZM163 112V110H162ZM208 112H210L208 110ZM217 112V111H216ZM227 112V110H226ZM68 113V112H67ZM83 113V112H82ZM108 113V112H107ZM114 113V112H113ZM148 113V112H147ZM171 113V112H170ZM66 114V113H65ZM94 114V113H93ZM101 114V113H100ZM99 114V116H100ZM112 114V113H111ZM145 114V113H144ZM208 113L204 114L205 116ZM210 114V113H209ZM208 114V115H209ZM42 116L43 119L42 120H38L40 119V117L37 116ZM72 115V114H71ZM83 114H81L82 116ZM89 115V113H88ZM86 115V116H88ZM102 115V114H101ZM175 115V114H174ZM177 115V114H176ZM212 115V114H210ZM214 115V113H213ZM212 115V117H213ZM219 115V114H218ZM69 116V114H68ZM96 116V114H95ZM105 117V115H103ZM124 116V115H123ZM137 116V115H136ZM163 116V115H162ZM165 116V115H164ZM171 116V115H170ZM24 117V116H23ZM41 117V118H42ZM98 117V116H96ZM109 116H107L108 118ZM111 117V116H110ZM143 117V116H142ZM146 117V116H145ZM154 117H156V115H154ZM82 118V117H81ZM90 118V117H89ZM103 118V117H102ZM159 118V116H158ZM205 118V117H203ZM1 119V117H0ZM101 119V118H99ZM160 119V118H159ZM164 119V118H163ZM178 119V118H176ZM210 119V117H209ZM227 119V118H226ZM79 120V119H78ZM90 120V119H89ZM98 120V119H97ZM105 120V118H104ZM103 120V122H104ZM180 120V119H179ZM206 120V119H205ZM92 121V120H91ZM142 121V120H141ZM148 121V120H147ZM151 121V120H150ZM174 121V120H171ZM198 121V120H197ZM204 121V120H203ZM215 121V120H214ZM21 122V121H20ZM101 121V123H103ZM133 122V121H131ZM146 122V121H145ZM177 122V121H176ZM181 122V121H180ZM200 122V121H199ZM202 122V121H201ZM223 122V121H222ZM2 123V121L0 122V124ZM100 123V124H101ZM117 123V122H116ZM136 123V122H134ZM152 123V122H151ZM164 123V122H163ZM184 123V122H183ZM197 123V122H196ZM205 123V121H204ZM78 124V122H77ZM90 124V123H89ZM92 124V123H91ZM90 124V125H91ZM129 124V123H128ZM166 124V123H165ZM102 125V124H101ZM169 125V124H168ZM194 125V123H193ZM204 124H202L203 126ZM150 126V125H149ZM170 126V125H169ZM177 126V125H176ZM196 126V125H195ZM198 126V124H197ZM142 127V126H141ZM166 127V126H165ZM172 124H171V129H172ZM184 127V126H183ZM216 127V129L214 128ZM44 128L43 130H40ZM100 128V127H99ZM105 128V127H103ZM144 128V127H143ZM156 128V127H155ZM160 128V127H159ZM191 128V127H190ZM189 128V130H190ZM194 128V126H193ZM47 129V130H46ZM102 128H100L101 130ZM119 129V128H118ZM152 129V128H151ZM177 129V128H176ZM175 129V130H176ZM180 129V127L178 128ZM183 129V128H182ZM188 129V128H187ZM198 129V127H197ZM95 130V129H94ZM129 130V129H128ZM157 130V128H156ZM161 130V129H160ZM164 130V129H163ZM168 130V129H166ZM174 130V129H173ZM188 130V131H189ZM37 133H36V132ZM105 131V130H104ZM104 131H102L104 133ZM131 131V130H130ZM172 131V130H171ZM191 131V130H190ZM194 130H192L193 132ZM121 132V131H120ZM126 132V130H125ZM158 132V131H157ZM181 132V131H180ZM187 132V131H185ZM80 133V132H79ZM98 133V132H97ZM123 133V132H122ZM129 133V132H128ZM155 133V132H154ZM163 133V131L161 132ZM167 133V132H166ZM165 133V134H166ZM182 133V132H181ZM241 133H245L246 136H249L250 138H252L253 143L252 145L249 147H247V149L244 148V150L241 149L242 146L240 145L241 140H242V135ZM259 133V134H257ZM82 133H80L81 135ZM100 134V133H99ZM134 134V132L132 133ZM137 134V133H136ZM141 134V132H140ZM159 134V133H158ZM164 134V133H163ZM171 134V133H170ZM177 134V133H176ZM179 134V133H178ZM184 134V133H183ZM186 134V133H185ZM189 134V132H188ZM187 134V135H188ZM75 135V134H74ZM126 134H124L123 137H125ZM129 135V134H128ZM135 135V134H134ZM138 135V134H137ZM168 135V134H167ZM172 134L171 137L173 138ZM190 135V134H189ZM188 135V136H189ZM88 136V135H87ZM101 136V135H100ZM103 136V135H102ZM105 136V134H104ZM117 136V134H116ZM120 136V135H119ZM118 136V137H119ZM133 136V135H132ZM141 136V135H140ZM152 136V135H151ZM150 136V138H151ZM162 136V135H161ZM183 136V135H181ZM223 136V141L219 138ZM245 136V135H244ZM243 136V137H244ZM78 137V136H77ZM97 136H95L96 138ZM139 137V136H138ZM180 137V136H178ZM82 138V137H81ZM86 138V136H85ZM109 138V137H108ZM129 138V137H127ZM132 139H134V137H130ZM137 138V137H136ZM149 138V139H150ZM158 138V137H157ZM156 138V139H157ZM222 138V137H221ZM107 139V138H106ZM121 139V138H120ZM124 139V138H123ZM161 139V137H160ZM168 140H170L171 138H167ZM178 139V138H177ZM185 139V138H184ZM80 140V138H79ZM112 140V139H111ZM126 140V139H125ZM129 140V139H128ZM135 140V139H134ZM138 140V139H137ZM140 140V139H139ZM151 140V139H150ZM154 140V139H153ZM166 140V138H165ZM188 140V137L187 139ZM248 140V139H247ZM85 141V140H84ZM83 141V142H84ZM100 141V139H99ZM122 140H119V142ZM130 141V140H129ZM161 141V140H160ZM175 141V140H174ZM178 141V140H176ZM172 142V143H176ZM183 141V140H182ZM181 141V144H182ZM222 141V142H221ZM78 142V141H76ZM125 142V141H123ZM137 142V141H136ZM153 142V141H152ZM163 142V147L164 148V140ZM167 142V141H165ZM190 144V141H188ZM88 143V142H87ZM108 143V142H106ZM114 143V142H113ZM146 142H144L145 144ZM150 143V142H149ZM161 143V142H160ZM170 143V142H169ZM180 143V142H179ZM245 143H247L245 141ZM244 143V144H245ZM86 144V143H85ZM95 144L93 148L95 149V152L99 151V143H93ZM103 144V143H102ZM132 144V143H131ZM137 144V143H136ZM142 144V143H141ZM148 143H146L145 145H147ZM152 144V143H151ZM157 144H159V142H157ZM178 144V143H176ZM175 144V145H176ZM187 144V143H186ZM81 145V144H80ZM122 145V144H121ZM138 145V144H137ZM155 145V144H154ZM161 145V144H160ZM159 145V146H160ZM77 146V145H76ZM79 146V145H78ZM83 146V145H82ZM81 146V147H82ZM113 146V145H112ZM131 146V145H130ZM139 146V145H138ZM150 146L149 144L146 146L148 147ZM153 146V145H152ZM180 146V144H179ZM178 146V147H179ZM187 146V145H186ZM102 147V146H101ZM106 147V146H103ZM126 147V146H125ZM142 147V146H141ZM145 147V148H146ZM155 147V146H154ZM177 147V148H178ZM182 147V145H181ZM184 147V146H183ZM189 147V148H190ZM108 148V146L106 147ZM129 148V147H128ZM171 148H173V146H171ZM175 148V147H174ZM188 148V147H187ZM186 148V149H187ZM188 148V149H189ZM190 148V149H191ZM79 149V148H78ZM137 149V148H136ZM136 149H134L136 151ZM143 149V147H142ZM168 149V148H167ZM184 149V150H186ZM255 149V151H254ZM80 150V149H79ZM146 150V149H143ZM158 150V149H157ZM141 151V150H140ZM139 151V152H140ZM190 151V150H189ZM70 152V153H68ZM133 152V151H132ZM150 152V151H148ZM170 152V151H169ZM176 152V151H175ZM186 152V151H185ZM88 153H91L88 151ZM122 153V152H121ZM125 153V152H123ZM147 153V152H146ZM152 152H150L151 154ZM209 153V155H208ZM118 154V153H117ZM149 154V153H148ZM158 154V153H157ZM184 154V152L182 153V155ZM75 157V160L73 158V156ZM121 155V154H120ZM141 155V154H140ZM146 155V154H145ZM23 156H27L28 158L24 159ZM129 156V155H128ZM178 156V155H177ZM82 156L80 154V160L82 162V167L84 166L85 162H86V158L83 159L82 161ZM124 157V155H123ZM122 157V158H123ZM132 157V156H131ZM136 157V156H135ZM144 157V156H143ZM146 157V156H145ZM162 157V156H161ZM174 157V156H173ZM202 157V159H204V161L200 160ZM205 157V158H204ZM121 158V159H122ZM127 158V157H126ZM149 158V157H148ZM155 158V157H154ZM157 158V156H156ZM184 158V157H183ZM145 159V158H144ZM151 159V158H150ZM161 159V158H160ZM166 159V158H165ZM223 159V160H222ZM138 160V159H137ZM156 160V159H155ZM159 160V159H158ZM250 160V159H249ZM133 161V160H132ZM139 161V160H138ZM143 161V160H142ZM146 161V160H145ZM152 161V160H151ZM154 161V160H153ZM152 161V162H153ZM162 161H163V157H162ZM187 161V160H186ZM189 161V160H188ZM206 161V162H205ZM126 162V161H125ZM128 162V160H127ZM150 162V161H149ZM148 162V164H149ZM151 162V163H152ZM49 163V164H48ZM136 163V162H135ZM140 163V162H139ZM142 163V162H141ZM146 163V162H144ZM156 163V161L154 162ZM190 163V162H189ZM192 163V162H191ZM48 164V165H47ZM130 164V163H128ZM133 163H131L132 165ZM147 164V166H148ZM160 164V163H159ZM2 165V164H0ZM126 165V164H125ZM156 165V164H155ZM158 165V163H157ZM187 165V164H186ZM34 166V167H33ZM136 165L134 164V167ZM140 166V165H139ZM146 166V165H143ZM142 166V167H143ZM199 166V165H197ZM131 167V166H130ZM133 167V168H134ZM141 167V166H140ZM141 167V168H142ZM151 167V164L149 165V168ZM158 167V166H157ZM168 167V166H167ZM174 167V166H173ZM178 167V166H177ZM176 167V169H177ZM182 167V166H181ZM180 167V168H181ZM185 167V166H184ZM191 167V166H190ZM188 167V168H190ZM201 167V166H200ZM120 168V166H119ZM123 168V166H122ZM126 168V166H125ZM138 168V167H136ZM159 168V167H158ZM161 168V167H160ZM49 169V170H48ZM127 169V168H126ZM139 169V168H138ZM154 169V168H153ZM163 169V168H162ZM210 167L208 166V169L206 168V171L209 172ZM137 170V169H136ZM134 170V171H136ZM143 170V169H142ZM151 170V169H150ZM149 170V171H150ZM155 170V169H154ZM153 170V171H154ZM167 170V169H166ZM166 170H162V172L166 171ZM169 170V169H168ZM174 170V169H172ZM81 171H82V175H81ZM122 171V170H121ZM144 172V171H143ZM155 172H157L155 170ZM28 174H32L35 173L37 176L36 178H38V180H36L34 183H32L31 185L26 183V180H23L26 175ZM172 173V172H171ZM177 173V172H176ZM185 173V172H184ZM196 173V177L198 178V182H197V178L195 179V184L198 185L202 191L203 190H209L208 188L212 187L210 186L209 182L210 179L206 178V179H202L201 174H197ZM201 173V172H200ZM204 173V172H203ZM105 174V173H104ZM156 175V173H154ZM166 174V173H165ZM193 174V173H192ZM210 174V172H209ZM138 175V174H137ZM164 175V174H163ZM168 175V174H167ZM99 176V175H98ZM162 176V175H161ZM171 176V175H170ZM190 176V175H189ZM90 177V176H89ZM88 177V178H89ZM145 177V176H144ZM160 177V176H159ZM165 177V176H164ZM183 177V176H182ZM211 177V175H210ZM93 178V177H92ZM158 178V176H157ZM175 179V178H174ZM181 179V178H180ZM100 180V179H99ZM170 180V179H169ZM178 180V178L176 179ZM183 180V179H182ZM189 180V179H188ZM191 180V179H190ZM93 181V180H92ZM163 181V179H162ZM166 181V180H165ZM180 181V180H178ZM103 182V181H102ZM167 182V181H166ZM171 182V180L169 181ZM192 182V181H191ZM101 183V182H100ZM177 183V182H176ZM194 183V182H193ZM2 184H6L5 186H3ZM20 184L21 187H18L15 189V187ZM62 186L61 189H57L58 191L51 193L49 191V188L51 187H58V186ZM106 184V183H105ZM168 187H169V183ZM181 184V183H180ZM191 184V183H190ZM9 185V186H8ZM30 187H27V186ZM95 185V184H94ZM107 185V184H106ZM104 185V186H106ZM171 185V184H170ZM184 185V184H183ZM188 185V183H187ZM99 186V185H98ZM166 186V185H165ZM177 186V184H176ZM185 186V185H184ZM192 185H190L191 187ZM11 187H13V189H11L12 193L8 191V188L10 189ZM172 187V186H171ZM188 187V186H187ZM102 188V187H101ZM151 188V187H150ZM149 188V189H150ZM161 188V187H160ZM166 188V187H165ZM178 188V187H177ZM189 188V187H188ZM197 188V187H195ZM92 189V188H91ZM97 189V188H96ZM94 189V190H96ZM168 189V188H167ZM153 190V189H151ZM176 190V189H175ZM174 190V191H175ZM199 190V191H201ZM39 191V192H38ZM97 191L99 192V190L97 189ZM150 191V190H149ZM158 191V189H157ZM168 191V190H167ZM186 191V190H185ZM189 191V190H188ZM187 191V192H188ZM34 192V193H33ZM36 192H38V194L36 196H34V198L32 197V199L29 197V194H36ZM159 192V191H158ZM173 191H171L172 194ZM177 192V190L175 191ZM179 192V191H178ZM193 193V191H191ZM190 192V193H191ZM198 192V191H197ZM97 193V192H96ZM186 193V192H184ZM243 193H246L245 196H249L247 201H243ZM13 194V197H12ZM92 194V192H91ZM173 194H177V193H173ZM180 193H178L177 195H179ZM194 195V194H193ZM97 196V195H96ZM175 196V195H174ZM28 197L31 200H26V202H24L23 198ZM94 197V196H93ZM99 197V195H98ZM180 197V195H179ZM88 198V197H87ZM103 198V197H102ZM161 198V197H160ZM169 198V197H168ZM14 199H16V205L18 207H20L21 209V215H13L16 218H20L24 221L18 222L16 223L13 219H11L9 217V213H7V211H5V205H4V201L7 203L12 202ZM89 199V198H88ZM99 199V198H98ZM104 200V199H103ZM166 200V199H165ZM174 200V197H173ZM177 200V199H176ZM211 200V199H210ZM95 201V200H94ZM186 201V200H185ZM172 202V201H171ZM174 202H176L174 200ZM107 203V202H106ZM170 203V200H169ZM188 207V206H187ZM186 207V208H187ZM193 207V206H192ZM209 208V209H208ZM204 209V207H203ZM188 210V209H187ZM194 210V209H193ZM196 210V209H195ZM202 210V209H201ZM160 211V210H158ZM163 211V210H162ZM182 211V210H181ZM165 212V211H164ZM163 212V213H164ZM185 212V210H184ZM195 212V211H194ZM197 212V211H196ZM199 212V210H198ZM208 212H209V216H208ZM227 212L230 213L229 217L227 220H224V214H226ZM153 213V212H152ZM158 213V212H157ZM155 212L154 216H156L157 214ZM161 213V212H160ZM187 213V212H186ZM184 214L182 217V224H184V221H189L190 219H193V217H188V214ZM189 213V211H188ZM192 213V212H191ZM199 213V214H200ZM182 214V212L180 213ZM162 215V214H161ZM194 214H191V216H193ZM153 216V215H152ZM160 216V215H159ZM163 216V215H162ZM178 216V215H176ZM181 216V215H180ZM201 216V215H200ZM203 216V217H204ZM224 216V217H223ZM101 217V218H100ZM107 217V218H106ZM109 217V219H108ZM108 219V221H111V225L116 229V231L112 230V231H108L106 229V227L103 228L102 225L97 224V222L100 219ZM155 218V217H154ZM197 215L195 217V219H193L194 221L196 220ZM202 218V217H201ZM199 218V219H201ZM153 219V217H152ZM158 219V218H157ZM156 219V220H157ZM155 220V219H154ZM162 220V219H161ZM176 220V219H175ZM192 221V220H191ZM208 221V220H207ZM223 221V222H222ZM119 222V221H117ZM179 222V221H178ZM177 222V223H178ZM205 222V221H203ZM64 223V222H63ZM114 223L116 226H114ZM162 223V222H161ZM160 223V224H161ZM145 224H146V220H145ZM144 224V225H145ZM191 224V223H189ZM50 225V223L48 224ZM56 225V224H55ZM63 225V224H62ZM156 225V224H154ZM182 225V226H183ZM3 226V230L1 229V227ZM64 226V225H63ZM67 226V224H66ZM93 226H95V228L98 229L99 232H97V234L94 236V230L95 228H93ZM188 225H186L187 227ZM16 227V230H13V228ZM46 227V226H45ZM52 227V226H51ZM158 226L155 227V229ZM185 227V228H186ZM191 227V226H190ZM192 227V228H193ZM212 227V226H210ZM216 227V226H215ZM214 227V228H215ZM48 228V227H47ZM65 228V226L63 227V229ZM121 228V229H120ZM188 228V227H187ZM56 229V228H55ZM183 229V227H182ZM51 231V229H49ZM132 230L137 231L138 233V239L135 243H132L129 241V237L128 233L132 232ZM214 230V229H213ZM11 233V235L13 237L14 234H17V238L19 240H14L13 238V242L11 240V236L9 235V232ZM54 231V230H53ZM58 231H59V227H58ZM127 231V234H125ZM145 231V230H144ZM149 231V230H148ZM183 231H187L183 230ZM216 231V230H215ZM96 232V231H95ZM214 232V231H213ZM218 232V231H217ZM56 233V232H55ZM60 233V231H59ZM62 233V232H61ZM48 234V233H47ZM217 234V233H215ZM45 235V234H44ZM77 235V236H76ZM189 235H191L190 237H188ZM221 235V234H220ZM259 235L258 238H260V241L257 243H253L254 236ZM31 236V234H30ZM42 236V235H41ZM40 236V237H41ZM94 236V237H93ZM214 236V237H213ZM261 236V237H260ZM39 237V236H38ZM46 237V236H45ZM44 237V238H45ZM54 237V236H53ZM58 237H61L60 235ZM27 238V237H26ZM49 238V236H48ZM47 238V239H48ZM62 238V237H61ZM61 238L60 241H61ZM79 238H86V241L84 243H87L86 246H83L84 243L79 239ZM256 238V237H255ZM22 239V240H21ZM38 239V238H35ZM46 239V240H47ZM51 239V238H50ZM58 239V240H59ZM161 244V248L162 250H160V248L157 246L158 242L163 240ZM225 239H228V241H226ZM29 240V239H28ZM27 240V241H28ZM32 240V239H31ZM34 240V239H33ZM54 240V238H53ZM127 240L129 242H127ZM184 240V242H186L188 245L191 244V248L187 251L184 250V248H182L181 246V242ZM26 241V242H27ZM30 241V240H29ZM28 241V242H29ZM63 241V240H62ZM61 242H54V244L51 246L52 241L49 244L48 247L51 246L54 247L53 250L49 251V255L51 256V253H56L57 254V260L55 261V263L53 262V264H62V259L65 258V256L69 253L70 249L69 246H61L62 244ZM134 241V240H133ZM252 241V242H251ZM256 241V240H254ZM25 242V241H24ZM31 242V241H30ZM29 242V243H30ZM48 242V243H49ZM40 243L37 242V244ZM42 243V242H41ZM61 243V244H60ZM66 243V241H65ZM64 243V244H65ZM115 243V242H114ZM157 244L154 245L153 244ZM171 243V244H170ZM28 244V243H27ZM35 244V243H34ZM81 244V245H80ZM83 244V245H82ZM116 244V243H115ZM43 245V244H42ZM48 245V244H47ZM187 245V246H188ZM23 247V246H22ZM26 247V246H25ZM31 247V246H30ZM39 247V246H37ZM190 247V246H189ZM28 248V247H27ZM32 248V247H31ZM35 248V247H34ZM115 248L113 250H115ZM121 249V251H123L124 253H120L118 252V249ZM237 249L241 250L239 253H237ZM17 250H22V249H17ZM41 250V249H40ZM46 250V249H44ZM29 251V250H28ZM17 252V251H16ZM32 252V251H30ZM39 252V251H38ZM41 252V251H40ZM45 252V251H44ZM58 252V253H57ZM26 253V251H25ZM24 253V254H25ZM47 253V252H46ZM34 254V253H33ZM26 254L28 256L26 257H22L21 262H20V258L18 259V261L16 262V264H38L41 258L40 255L36 258L35 256ZM17 255V254H16ZM20 255V254H19ZM42 255V254H41ZM55 255V254H53ZM127 255V254H126ZM24 256V255H23ZM48 256V255H47ZM60 256V258H59ZM19 257V256H18ZM29 258L30 260H26V258ZM44 257V256H43ZM101 257V256H100ZM105 257H111L106 255ZM128 257V256H125ZM91 258V259H90ZM116 258V257H115ZM38 259V260H37ZM56 259V257H55ZM113 259V258H112ZM126 259V258H123ZM65 260V259H64ZM63 260V262H64ZM115 260V259H114ZM128 260V259H127ZM131 260V259H130ZM129 260V261H130ZM103 261V260H102ZM108 261V260H106ZM41 262V261H40ZM44 262V261H43ZM84 262V261H83ZM113 262V261H112ZM121 262H123L121 260ZM107 263V262H106ZM109 263V262H108ZM130 263V262H129ZM133 263V261H131V264H135ZM45 264V263H44ZM49 264V261H48ZM84 264H87V262H84ZM112 264V263H111ZM117 264V263H116ZM121 264V263H120Z\"/></svg>",
  "mask_w": 264,
  "mask_h": 264
},
{
  "label": "water",
  "instance_id": "3",
  "mask_svg": "<svg viewBox=\"0 0 264 264\" xmlns=\"http://www.w3.org/2000/svg\"><path fill=\"white\" fill-rule=\"evenodd\" d=\"M128 1L131 0H114V2L112 0H58L61 9L67 8L69 12L76 13L78 15L76 27L88 34L87 37L100 36L106 32L114 33L115 24L117 21H120L123 12L127 10ZM151 1L152 0H148L146 4L151 3ZM223 1L224 0H208V11H204V6L201 5H198L197 7L189 5L187 7V11L189 13L188 22H192L196 16H202L204 19L200 22V25L202 28L208 26V38L211 39L213 36V30L220 27L222 28L224 24ZM234 2H236L237 7L244 8L242 7L244 2L243 0H235ZM131 5L134 9H136L137 3ZM144 5L145 4H142V6ZM107 7L109 8V11H107ZM190 9H193V11H190ZM175 12L176 10L170 11L166 13L164 17L169 16L173 18ZM82 17L84 19H82ZM18 25L14 27V35L9 37L5 43L3 41L0 42V45L6 46L4 48L0 47V78L2 77L4 71L8 69L12 63V60L8 61L7 59L12 53V57H20L21 59L30 57L29 63H23L18 75L21 80L27 81L28 79L34 78L35 81L39 79L40 83L35 89L34 96L32 93L28 95L18 93L22 99L27 101L34 99L46 85L50 84V87L46 92L49 93L48 99L50 97H54L58 100L69 99L71 102H75L78 107H80V102L83 100V102L88 105V109L95 108L100 104V102L103 103L104 92H102V90H106L109 87V79L107 81L105 79V76L110 78L107 73V68L100 64L99 65L102 67L96 66L92 63L91 57L81 54L80 58L75 63L80 72L74 76L70 71L66 70L68 58L72 54L81 52L79 47L74 45L78 43L72 39L71 32H66L62 23H58L54 29L48 27L46 24H42L38 27V29H34L30 25H25L20 28ZM6 26L7 28H10L11 22L8 21ZM144 29H146V25L142 27V30L144 31L143 34L146 33ZM176 30V27H174L173 32H176ZM149 33L153 34V32ZM40 36L42 39L38 40ZM38 49L41 50L38 52ZM47 50H50L51 53L49 54ZM55 55L60 57L61 60ZM32 60L36 63V68L33 70H31L32 65L30 64ZM93 67H95L98 71H95ZM83 71H86L87 73L85 78L83 76L84 74H81ZM154 71L155 68L148 74H153ZM132 73L130 74L132 76L143 74L142 71L136 69ZM45 75H48V78H44ZM111 79H113V76ZM80 97L82 99H79ZM94 98L96 101L93 100ZM4 105L0 104V122L2 121L0 124V135L10 133L13 125H18L19 123L23 124L25 118L24 112L29 114L27 108L24 109L22 107H16L15 109L12 108V111L9 112L8 106L4 108ZM43 129L44 128L40 130ZM73 158L75 160L74 156ZM75 165L79 168L81 167L79 155ZM36 176L37 175L35 173H27L24 180H26V183H34L38 180ZM130 208L136 209L133 206ZM4 209L9 213V217L16 223L24 221L19 217H14L12 213H10L9 207H5ZM134 209H131V212L138 213L137 215L140 216L138 212L139 209ZM45 216L46 215L41 214L38 211L30 215V218H32L34 222H38V227L36 228L27 227V230L30 232L32 237L43 234L41 232L46 225H44ZM97 224L106 227L108 231H116V229L111 225V221H108V219L104 220L102 218L97 222ZM114 226L116 225L114 224ZM93 228H95V226H93ZM79 239L83 243L86 241V238ZM113 243L114 242L110 243L109 253H114L116 251V248L113 247ZM67 244L70 251L65 258L62 259V264H84V262L91 264L87 261L88 256L83 260L81 252H76L78 248H74V243L70 238L67 239ZM114 248L115 250H113ZM6 252L7 251L5 249L0 250V264L7 259ZM118 252L124 253L120 248L118 249ZM125 254H129L133 263H135L134 259L136 254H138V249L130 247L125 250ZM26 260L29 261L30 259L27 257Z\"/></svg>",
  "mask_w": 264,
  "mask_h": 264
}]
</instances>
